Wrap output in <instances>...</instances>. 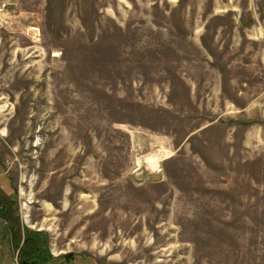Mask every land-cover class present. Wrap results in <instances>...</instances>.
I'll use <instances>...</instances> for the list:
<instances>
[{
	"label": "rangeland",
	"instance_id": "1",
	"mask_svg": "<svg viewBox=\"0 0 264 264\" xmlns=\"http://www.w3.org/2000/svg\"><path fill=\"white\" fill-rule=\"evenodd\" d=\"M0 177L46 264H264V0H0Z\"/></svg>",
	"mask_w": 264,
	"mask_h": 264
},
{
	"label": "trees",
	"instance_id": "2",
	"mask_svg": "<svg viewBox=\"0 0 264 264\" xmlns=\"http://www.w3.org/2000/svg\"><path fill=\"white\" fill-rule=\"evenodd\" d=\"M8 183L3 177H0V184ZM22 228V227H21ZM23 243L18 251V261L20 264H42L46 260L43 257V253H47L46 255L49 257L48 252H44V246H40L37 241L30 235H23ZM21 238V229L20 225L17 224L16 232L10 238V243L15 247H18ZM52 257V255H50ZM65 256H70L66 254ZM9 264V262H0Z\"/></svg>",
	"mask_w": 264,
	"mask_h": 264
},
{
	"label": "flooded vegetation",
	"instance_id": "3",
	"mask_svg": "<svg viewBox=\"0 0 264 264\" xmlns=\"http://www.w3.org/2000/svg\"><path fill=\"white\" fill-rule=\"evenodd\" d=\"M13 190L11 192H5L1 195L0 193V229L3 231L6 229L7 234L9 235V239L16 232L17 228V219H16V211H15V199L11 196L13 194ZM5 228V229H4ZM0 230V231H1ZM43 257L45 258V262L42 264H46L50 258L43 253ZM88 256L83 255L78 259L80 260L79 264H84L83 258H87ZM62 264H69L70 262H76L75 258L72 256L63 257ZM89 263V262H88Z\"/></svg>",
	"mask_w": 264,
	"mask_h": 264
},
{
	"label": "built area",
	"instance_id": "4",
	"mask_svg": "<svg viewBox=\"0 0 264 264\" xmlns=\"http://www.w3.org/2000/svg\"><path fill=\"white\" fill-rule=\"evenodd\" d=\"M22 243H20V245H21ZM18 248H17V253H18ZM14 261H15V264H19V262H18V260H17V258L15 257V259H14Z\"/></svg>",
	"mask_w": 264,
	"mask_h": 264
}]
</instances>
